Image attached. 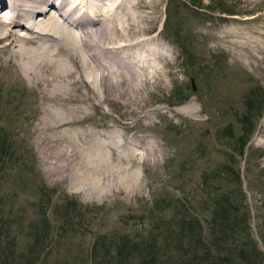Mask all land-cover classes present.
I'll use <instances>...</instances> for the list:
<instances>
[{"label": "rangeland", "instance_id": "obj_1", "mask_svg": "<svg viewBox=\"0 0 264 264\" xmlns=\"http://www.w3.org/2000/svg\"><path fill=\"white\" fill-rule=\"evenodd\" d=\"M158 9L151 35L168 48L167 84L144 89L143 110L125 97L39 99L0 63L3 264H264V0H161ZM86 106L84 124L55 128ZM74 131L86 147L98 133L146 136L162 153L134 168L141 184L130 192L87 191L72 166L64 177L53 168ZM72 145L78 162L86 151Z\"/></svg>", "mask_w": 264, "mask_h": 264}, {"label": "bare ground", "instance_id": "obj_2", "mask_svg": "<svg viewBox=\"0 0 264 264\" xmlns=\"http://www.w3.org/2000/svg\"><path fill=\"white\" fill-rule=\"evenodd\" d=\"M160 4L161 0H0L1 67H11L15 76L39 88V99L69 96L76 101L72 96L94 94L105 102L125 97L134 109L143 110L144 89L156 80L167 84L168 48L151 35ZM79 100H88L91 108L102 106L88 97ZM56 110L48 113L54 116ZM72 110L70 117L59 116L53 122L55 128L81 126L90 116L87 106L80 116ZM94 137L93 145L86 147L90 141L74 131L67 148L76 144L86 152L77 162L75 153L62 147L53 166L62 177L72 166V178L89 179L87 191L130 192L141 184L134 168L145 160L158 161L162 153L146 136L119 141L110 134ZM116 155L123 159L120 165L113 164ZM67 156L72 159L61 163L60 157L65 161Z\"/></svg>", "mask_w": 264, "mask_h": 264}, {"label": "trees", "instance_id": "obj_3", "mask_svg": "<svg viewBox=\"0 0 264 264\" xmlns=\"http://www.w3.org/2000/svg\"><path fill=\"white\" fill-rule=\"evenodd\" d=\"M205 252H206V255L209 256V253L207 252V250H205ZM258 254H259V253H257L256 258H258ZM223 259H224V257H223V258H220V260H223ZM0 261L2 262V263H0V264H3L4 260H3L1 257H0ZM192 264H197V263H192ZM207 264H210V263H207Z\"/></svg>", "mask_w": 264, "mask_h": 264}]
</instances>
